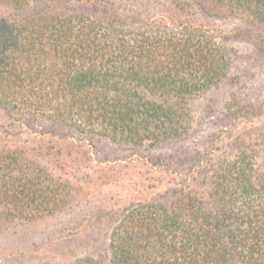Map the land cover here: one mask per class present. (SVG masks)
<instances>
[{
	"label": "trees",
	"instance_id": "16d2710c",
	"mask_svg": "<svg viewBox=\"0 0 264 264\" xmlns=\"http://www.w3.org/2000/svg\"><path fill=\"white\" fill-rule=\"evenodd\" d=\"M45 1L96 5L97 13L47 11L32 17L27 0H0L5 120L51 122L77 143H148L151 152L185 141L199 123L194 105L203 98L210 102L226 80L231 90L218 108L211 102L207 107L217 111L211 126L233 123L219 127L213 152L220 154L196 163L187 159L189 165L178 159L185 166L180 188L162 184L151 196L156 187H149L110 210L116 220L97 264H264V171L256 145L234 135L240 122L264 119V102L256 107L241 88L232 90L241 80L230 75L233 51L207 21L212 11L264 30V0H172V14L157 17L146 14H159L160 0ZM158 158L162 162L154 166L168 167ZM81 192L24 144L0 141V226L59 217ZM82 230L87 226L60 241Z\"/></svg>",
	"mask_w": 264,
	"mask_h": 264
},
{
	"label": "rangeland",
	"instance_id": "374dc122",
	"mask_svg": "<svg viewBox=\"0 0 264 264\" xmlns=\"http://www.w3.org/2000/svg\"><path fill=\"white\" fill-rule=\"evenodd\" d=\"M27 1L32 17L47 11L97 13L96 5L86 8L83 4L54 5L45 0ZM187 1L202 4L204 0ZM170 2L172 0H160L159 14L151 9L147 10L146 15L157 17L172 14ZM137 9L142 11L140 15L145 12L139 6ZM208 14L211 18L207 21L214 24L221 40L226 37L222 42L233 51L230 75L238 76L241 80L238 87L236 85L231 89L241 88L243 94L250 95L256 107L260 106L264 102V30L250 28L245 25L246 21L236 17L225 16L224 19L212 11ZM228 83L226 80L220 90H214L209 95L215 108L219 107V100L231 91ZM210 102L203 98L194 105L193 112H198L193 117L199 123L185 141L161 146L151 152L148 143L141 148L116 145L97 138H85L83 143H77L67 139L64 130L51 122L22 118L5 120L0 116V141L24 144L38 162L54 173L62 174L74 188L82 189V195L59 217L36 223L7 222L0 226V264H90V260L97 264V256L106 254L110 228L116 220L110 210L134 199L139 192H146L149 187H156L151 193L154 196L156 191L163 190L162 184L172 182L169 187L178 186V176L183 175L185 168L177 164L178 159L185 160V163L191 159L192 163H196L202 157L205 160L215 159L220 154L217 149L213 152L219 127L233 123L211 126L213 120H218L215 117L216 109L207 108ZM263 120L240 122L241 125L234 131V135L240 137V143L256 145V160L261 171H264ZM223 137L229 136L225 133ZM174 156L175 159H171ZM158 157H162L168 167L154 166L162 162ZM79 225L87 226V230H82L67 242L60 241L61 235L75 231Z\"/></svg>",
	"mask_w": 264,
	"mask_h": 264
}]
</instances>
